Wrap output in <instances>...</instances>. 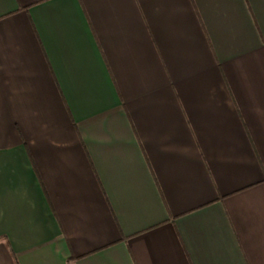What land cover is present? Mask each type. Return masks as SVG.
<instances>
[{
	"label": "crops",
	"instance_id": "1",
	"mask_svg": "<svg viewBox=\"0 0 264 264\" xmlns=\"http://www.w3.org/2000/svg\"><path fill=\"white\" fill-rule=\"evenodd\" d=\"M0 264H264V0H0Z\"/></svg>",
	"mask_w": 264,
	"mask_h": 264
}]
</instances>
